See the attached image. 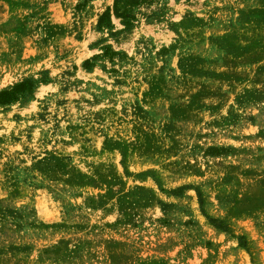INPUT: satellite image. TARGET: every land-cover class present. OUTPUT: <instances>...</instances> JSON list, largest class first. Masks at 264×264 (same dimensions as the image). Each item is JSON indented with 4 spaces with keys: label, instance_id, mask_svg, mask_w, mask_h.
Listing matches in <instances>:
<instances>
[{
    "label": "rangeland",
    "instance_id": "obj_1",
    "mask_svg": "<svg viewBox=\"0 0 264 264\" xmlns=\"http://www.w3.org/2000/svg\"><path fill=\"white\" fill-rule=\"evenodd\" d=\"M114 2L0 0V264H264V0Z\"/></svg>",
    "mask_w": 264,
    "mask_h": 264
},
{
    "label": "trees",
    "instance_id": "obj_2",
    "mask_svg": "<svg viewBox=\"0 0 264 264\" xmlns=\"http://www.w3.org/2000/svg\"><path fill=\"white\" fill-rule=\"evenodd\" d=\"M121 0H115L114 4H115V7H114V13L116 16H119V17H122V18H126L128 17L129 15L125 14V12L123 11H120L119 10V6L118 4L120 3ZM105 14L103 13L102 15H100L99 19H98V25H100L102 22H103V18H104ZM86 63V61H85ZM6 94H9L10 96H12L13 92L11 91H7L5 92Z\"/></svg>",
    "mask_w": 264,
    "mask_h": 264
}]
</instances>
